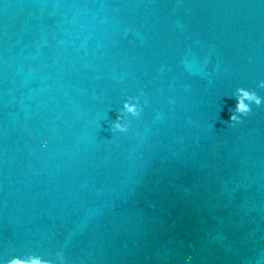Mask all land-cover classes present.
<instances>
[{
  "label": "water",
  "instance_id": "95a60500",
  "mask_svg": "<svg viewBox=\"0 0 264 264\" xmlns=\"http://www.w3.org/2000/svg\"><path fill=\"white\" fill-rule=\"evenodd\" d=\"M261 80L264 0H0V264H264Z\"/></svg>",
  "mask_w": 264,
  "mask_h": 264
},
{
  "label": "clouds",
  "instance_id": "9594fccd",
  "mask_svg": "<svg viewBox=\"0 0 264 264\" xmlns=\"http://www.w3.org/2000/svg\"><path fill=\"white\" fill-rule=\"evenodd\" d=\"M258 87L264 88V80H261ZM236 100L235 107L230 111L229 120L233 124L241 123L242 117H246L251 112V105L260 106L264 98L257 95L253 90L237 87L233 92ZM146 103V101H145ZM141 105L138 97H128L123 101L121 109L116 113V118L112 121L113 132H126L128 130V117H139L141 115ZM6 264H67L66 257L62 251H57L55 260L42 258L39 255L30 254L26 258L12 257Z\"/></svg>",
  "mask_w": 264,
  "mask_h": 264
}]
</instances>
